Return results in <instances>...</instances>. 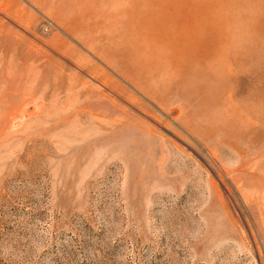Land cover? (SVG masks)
Here are the masks:
<instances>
[{
	"label": "rangeland",
	"instance_id": "obj_1",
	"mask_svg": "<svg viewBox=\"0 0 264 264\" xmlns=\"http://www.w3.org/2000/svg\"><path fill=\"white\" fill-rule=\"evenodd\" d=\"M0 264H264V0H0Z\"/></svg>",
	"mask_w": 264,
	"mask_h": 264
}]
</instances>
